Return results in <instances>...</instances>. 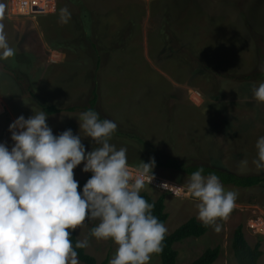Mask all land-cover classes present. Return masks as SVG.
<instances>
[{
    "label": "rangeland",
    "instance_id": "rangeland-1",
    "mask_svg": "<svg viewBox=\"0 0 264 264\" xmlns=\"http://www.w3.org/2000/svg\"><path fill=\"white\" fill-rule=\"evenodd\" d=\"M56 1L53 12L11 18L6 15L8 0H0V24L15 50L13 57L0 59V82L5 83L0 96L5 101L26 107L30 116L42 111L39 103L76 106L72 111L46 113L47 123L54 135L68 129L81 135L90 152L100 145L80 132L78 118L85 112L81 107L87 106L94 86L96 112L127 131L112 133L109 141L117 149L126 148L127 160L145 157L146 146L152 143L161 155L185 162L220 168L231 165L244 173L264 174L254 163L256 156H247L240 163L227 154L225 160L217 161L222 158L220 145L227 142L218 122H233L247 114V109L263 104L250 96L254 86L264 83L260 71L264 65V0ZM62 9L67 10L63 16ZM83 9L91 18L86 16L82 24L79 14ZM117 33H121L118 43L114 41ZM52 49H58L61 58L53 57ZM97 52L101 56L98 68ZM10 78L17 81L20 91H7L13 85ZM187 86L192 88L187 90ZM193 90L200 93L201 100ZM208 94L216 98H208ZM8 102L0 109V143L11 149L14 142L9 126L15 120L8 112ZM132 132L143 139L139 156L135 148L141 145ZM83 167L82 163L74 170L76 180L92 175L83 172ZM154 170L167 176L160 168ZM184 176L181 185L187 189L191 174ZM223 186L235 191L237 198L228 217L216 222L220 231L208 226L199 236L173 242L176 264L188 263L213 245L219 255L211 264H237L230 248L237 224L247 244L258 243L262 252L258 264H264V233L247 227L250 219L264 220V181L249 188ZM142 190L153 197L165 194L167 232L198 215L199 201L188 193L173 194L147 184ZM94 223L88 221L78 228L75 238L88 239L84 252L98 262L106 257L109 264L117 245L91 237ZM150 264H161L159 257L152 255Z\"/></svg>",
    "mask_w": 264,
    "mask_h": 264
},
{
    "label": "clouds",
    "instance_id": "clouds-1",
    "mask_svg": "<svg viewBox=\"0 0 264 264\" xmlns=\"http://www.w3.org/2000/svg\"><path fill=\"white\" fill-rule=\"evenodd\" d=\"M66 11L61 10L62 16ZM14 55L0 24V59ZM252 92L264 103V83ZM34 113L10 124L11 149L0 143V264H79L76 249L87 248L89 241L77 239L73 245L71 237L88 221L95 222L91 237L117 245L109 264H150L152 255L163 250L168 231L152 214L154 204L140 195L142 176L155 160L142 162L143 171L133 178L126 148L109 142L117 129L112 120H101L93 110L80 114V132L100 145L88 152L81 135L71 129L54 135L48 115ZM256 149L254 163L264 169V136ZM82 163L83 172L92 175L81 194L74 170ZM203 173L201 167L191 174L187 190L199 201L197 219L218 232L216 222L228 217L237 193L225 190L214 173ZM160 187L169 191L173 186L164 182Z\"/></svg>",
    "mask_w": 264,
    "mask_h": 264
},
{
    "label": "trees",
    "instance_id": "trees-1",
    "mask_svg": "<svg viewBox=\"0 0 264 264\" xmlns=\"http://www.w3.org/2000/svg\"><path fill=\"white\" fill-rule=\"evenodd\" d=\"M86 16H89L91 18V15L89 12H87V9L86 10L83 9L82 12L79 14V18H81L82 24L84 23L83 20ZM120 34L121 33L116 34V38L114 41L117 43L120 41L119 38ZM96 55L97 57L95 60V67L98 68L101 62V56L99 55L98 52ZM247 77L249 76L245 75L244 78ZM32 96H34V94H32ZM96 100H97L96 88L92 86L90 89V95L87 106L85 105L81 107L83 108L82 110L83 111L93 110L96 112L94 107ZM39 106L41 107L42 111H44L47 114H51L59 110L72 111L76 108V106L74 105L60 106L54 103H39ZM99 117L101 120L105 119L101 115H99ZM113 133L122 135L127 133V131L123 132L122 128L120 126H117V129ZM132 133L134 139L138 142L139 145H141L139 148H135V150L137 151V156H139L143 146V139L140 135L134 132ZM158 150L159 149L156 144L149 143L146 146L145 157L132 158L131 160H127V162L141 168L142 162L151 163L152 160L154 159L155 166L153 169H149V170L160 168L163 171H165L167 176L179 182H184V178H183L185 177L184 175L192 174L201 167L204 169L203 174L214 173L219 177L222 184H231L237 187L249 188L252 186L259 185L261 184V182L264 181V174L247 175V176L238 175L225 168L216 167V165H206L204 163H196V162H185L184 159L178 158L176 156L161 155ZM168 169H172L174 171H172V173L171 172L168 173L167 172ZM90 177H91L90 175H87L86 177L77 180L79 183V191L81 192V194L85 183ZM140 195L143 198H145L148 201V203L154 204L152 214L156 216L161 222H165L167 217V212L165 210V205H164L165 194L161 193L157 197H153L147 191L141 190ZM207 228L208 226L203 224L199 219H197V217L195 216L188 217L183 222L175 226L171 231L167 232L166 237L163 241V250L160 253L154 255L159 257L161 264H176L177 255L175 248L172 246L173 242L179 241L187 236H199L203 234L207 230ZM71 239L73 245H75L77 241V239L75 238V232H73ZM230 248L231 251L233 252V256L237 264H258V260L262 254L261 249H259L258 243H255L252 246L247 244L241 230V225L239 224L235 225L232 229ZM76 251L78 252L79 261H81L83 264H108V259L106 257H104L103 259H101V261L98 262L92 255L85 253L83 249H76ZM218 251H219L218 247L214 245L210 247H205L197 257L193 258L191 261H189L186 264H211L214 260L217 259L219 255Z\"/></svg>",
    "mask_w": 264,
    "mask_h": 264
},
{
    "label": "crops",
    "instance_id": "crops-1",
    "mask_svg": "<svg viewBox=\"0 0 264 264\" xmlns=\"http://www.w3.org/2000/svg\"><path fill=\"white\" fill-rule=\"evenodd\" d=\"M52 51L54 55L53 57L55 58L57 57V59L61 58L62 54L59 52L58 49H52ZM12 79L10 78V81H11V84H13L14 86L12 85V88H6L7 91H9L10 89H13V91H17L19 88V84L17 83V81L14 80V78ZM1 85L3 87L5 86L4 81L0 82V87H2ZM191 88L192 87L187 86V90ZM19 91H20V88H19ZM193 91L197 92L199 96V100H201L202 97L200 93L197 90H193ZM246 91L247 90L245 89V92ZM0 98L2 100V101L0 100V109L3 110L4 109L3 104H5L4 102L7 103L8 101H5L6 98L4 100V97L2 96H0ZM208 98L214 99L216 97H214L211 94H208ZM250 98H252L254 102L256 101L253 98L252 94ZM8 103L10 107L7 109L12 119L14 120L17 119V118H14L15 114L18 117L23 115L26 119L30 117L31 113L28 111L26 112V107L23 106L19 108L17 107V105H13L11 102H8ZM260 106L261 107H255V108L252 107L249 110L247 109V114L243 115V117H238L237 120L235 118L233 122L226 120L225 123L224 122H218V124L216 123L218 126V130L221 133H223V136H224L223 140L227 141L220 145L223 148V152H222V158L217 159L218 162L225 160L224 155H227V154H232L234 156L233 159H235L236 161L240 163L244 160V158L246 159L247 156L249 157L256 156V159H257L256 143L260 137L264 136V103L260 104ZM224 168L238 175H243V176L259 175V174L244 173L243 169H241L242 171L236 170L235 166H231V165H227Z\"/></svg>",
    "mask_w": 264,
    "mask_h": 264
},
{
    "label": "built area",
    "instance_id": "built-area-1",
    "mask_svg": "<svg viewBox=\"0 0 264 264\" xmlns=\"http://www.w3.org/2000/svg\"><path fill=\"white\" fill-rule=\"evenodd\" d=\"M56 6V0H8L6 15L11 18H16L21 16H34L36 14H46L55 11ZM128 167L133 175V178L139 176L143 171V169L131 163H128ZM151 173L153 174V179ZM142 178L144 180V184H147L153 188L164 190L160 187V185L166 182L170 186H173L169 192L173 194L188 193V195H191V193L181 185V182L176 181L169 176H164L155 170H149L147 173H144ZM247 227L254 232L264 233V220L261 218L256 220L250 219L247 222Z\"/></svg>",
    "mask_w": 264,
    "mask_h": 264
}]
</instances>
